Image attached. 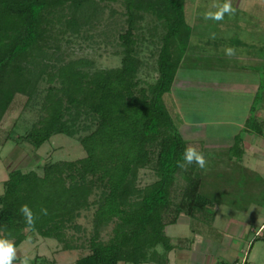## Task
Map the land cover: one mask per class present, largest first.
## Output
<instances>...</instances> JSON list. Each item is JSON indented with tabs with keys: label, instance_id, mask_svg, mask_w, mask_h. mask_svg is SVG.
<instances>
[{
	"label": "trees",
	"instance_id": "1",
	"mask_svg": "<svg viewBox=\"0 0 264 264\" xmlns=\"http://www.w3.org/2000/svg\"><path fill=\"white\" fill-rule=\"evenodd\" d=\"M185 4L0 0V125L19 94L36 119L27 128L13 126L20 132L15 142L40 149L65 135L86 152L84 158L47 162L38 171L9 173L0 195V239L18 248L40 237L56 240L65 252L86 251L75 264H167L175 248L167 227L182 216L193 227L213 226L220 204L202 192L205 169L195 163L178 167L187 147L207 160L206 145L185 139L164 106L187 54L196 56L204 42L199 38L188 49L195 34ZM107 12L120 16L114 37L121 65L101 69L94 60L71 57L65 46L97 34ZM237 30L241 38L243 30ZM147 49L155 60L150 70L158 74L153 83L140 78L151 67L143 59ZM201 58L196 67L205 64ZM260 112L251 108L248 133L264 135ZM143 170L154 181L142 185ZM23 205L35 215L32 228L21 215ZM81 219L89 220L90 229Z\"/></svg>",
	"mask_w": 264,
	"mask_h": 264
},
{
	"label": "rangeland",
	"instance_id": "2",
	"mask_svg": "<svg viewBox=\"0 0 264 264\" xmlns=\"http://www.w3.org/2000/svg\"><path fill=\"white\" fill-rule=\"evenodd\" d=\"M225 2L226 0H186L187 24L195 34V37L193 36L189 42L188 49L198 45L199 38H203L204 42L197 49V53L195 52L196 56L193 51L187 54V58H185L177 72L176 87L173 88L172 95L170 93L164 97V106L171 114L174 113L173 108L175 106L176 113H178V117L174 116L175 123L179 125L182 122V126L190 128V130L195 129L198 125L201 126L200 123L196 124L197 122H211V125L207 127V130H209L208 137L216 134L223 145H228L232 135H235L234 132L237 127L235 125L219 126L215 125L214 122H221L222 124L245 122L253 106L257 107L258 110L264 108V72L262 70L264 62L259 64V69L251 70L254 71L253 73L251 71L247 72L250 64L248 63V57H246V54L253 52L254 49L262 50L261 54L264 57V46H261L264 45V0H227L232 9L230 13H225L222 20L207 18V14L216 13ZM113 7L117 11L120 10V6L117 4H113ZM119 18V15L110 17V12H107L105 21L97 34L95 33L92 38L85 41L79 40L78 43H73L71 47L65 46V48H68L70 56L94 60L96 67L101 69L119 67L121 65V55H119L120 49L114 37L116 26L120 24ZM250 27L259 29L258 32L253 31L259 35L256 38H250L247 31H242L243 38H240L237 29L241 31V29L247 30ZM238 39H241V42H238ZM251 45H253V48ZM229 49L232 50L231 54L228 53ZM196 57H202L201 59L205 61V64L200 66L206 67L205 69L196 67L197 62H194ZM143 59L151 67L147 66L141 73L140 78L145 82L153 83L158 74L150 70L153 68L152 64L155 63V60L151 58L148 49L144 51ZM207 69H210V71ZM209 81L221 83L226 87V92L215 93L212 91V87L201 90L202 88L199 86ZM255 84L258 87L256 93L259 94V98L254 92L248 96L247 92L238 91L235 94L230 91L235 87L242 88L244 85L255 87ZM249 99L252 100L253 104L250 110H248L247 104ZM26 100V97L18 94L11 110L0 125V195L4 191L3 182L8 180L9 173L13 170L38 171V168L44 166L47 162L76 160L86 156V152L79 142L65 135L54 136L40 149H36L29 144L15 142L16 140L12 137L17 138L18 135L15 136V134H18L19 131L14 129L13 126L19 124L22 129L27 128L36 119V111L29 108V106H25ZM184 127H181V129ZM202 127L204 128V126ZM8 136L11 138L6 141ZM213 146H215V143ZM213 149L214 147L209 148V155L212 157L214 154L219 156V150ZM221 155L222 160H224L223 158L228 159L226 158L228 155L226 150ZM258 161L255 160L254 162ZM262 168L264 167L261 166V170L258 171L251 169L255 172H251L250 177L248 175L244 176V178H247L246 182L248 180L254 181L255 187L261 189L252 191L251 189L249 191L235 189L238 186L245 185V182H237L231 172L225 171L208 176L205 174L202 192L215 201L226 202L219 210V222H222L223 216H231V214L242 216L247 209L249 212L251 211L250 217H264V206H260L263 205L264 201V189L261 188V180L259 179V175L264 172ZM140 174L142 185H146L155 179L149 170H143ZM255 181H259V183ZM244 200L257 202L259 205L244 207L242 206ZM80 223L88 229L91 227L88 219H81ZM193 223L190 220L191 226ZM179 224L180 222L174 227H167L166 233L167 236H171L172 244L175 243V246L182 248L183 246H180L182 245L181 241H185V236L190 237L192 232L179 229L181 226ZM174 235L181 237V239L173 242ZM254 245L255 249L250 251V261L252 259L251 262L254 264H264V233L262 236L259 234L254 239ZM159 249L161 248L159 247ZM17 252L18 259L15 261L19 263L20 259L27 257L28 264H75L81 256L87 253L82 250L65 252L56 240H45L40 237L26 240L17 248ZM253 255L260 259H253ZM46 259L47 261H45Z\"/></svg>",
	"mask_w": 264,
	"mask_h": 264
},
{
	"label": "crops",
	"instance_id": "3",
	"mask_svg": "<svg viewBox=\"0 0 264 264\" xmlns=\"http://www.w3.org/2000/svg\"><path fill=\"white\" fill-rule=\"evenodd\" d=\"M243 31H247L248 37L250 38H256V36L259 35L254 33L259 31V29L257 28L250 27L247 28V30L243 29ZM251 46L253 48V45ZM261 46L263 47L264 45ZM261 51L262 50L254 49L253 52H249L248 54H246V57H248V63L250 64L249 70H247V72L253 69H259V64H262L264 62V57L261 54ZM202 68L205 69L206 67L204 68V66H199V69ZM210 69L207 70L210 71ZM262 70L264 72V67ZM253 72L254 71H251V73ZM175 85L173 86V88L176 87ZM199 87L202 88L201 90H206L207 88L212 87V91L215 93H221V91L226 92V87L218 82L213 83L209 81L208 83L200 85ZM256 89H258V87L255 84V87H247V85H244L242 88L235 87L230 91L235 94H237L238 91H242L243 93L247 92L248 96H250L253 92L256 93ZM172 93L170 95H172ZM247 104L248 110H250L251 106L253 105L252 100L249 99ZM173 111L174 113L172 112V114L178 117L175 106L173 108ZM260 117L264 119V108L260 112ZM198 123H200L201 126L198 125L195 129L190 130V128L182 126L183 123L180 122L181 125L179 124V128L185 139L203 141L205 143L207 148V166L205 169L206 176L211 174L215 175L216 173L220 174L225 171L231 172L237 182H245V185L238 186L235 189H243V191H249L250 189L251 191L257 189L261 190L260 188L255 187L254 181L248 180L246 182L247 178H244V176L248 175V177H250L251 172L253 173L255 171L261 170V166L264 167V135L259 136L256 134L248 133L246 122H232L231 124L214 122L215 125L219 126L235 125L237 127L234 132L235 135H232L230 139V143L228 145H223V142L220 141L221 139L218 138L216 134L208 137L209 130H207V127L211 125V122H197L196 124ZM202 126H204V128ZM181 127L184 128L181 129ZM236 142L239 144L238 148L234 147L237 144ZM214 143L215 146H213ZM210 147H214V149L219 150V156H217L216 154H214L213 156L215 159L209 155L208 150ZM224 150L228 152V155L226 157L228 159L223 158L224 160H222L221 154ZM253 160L259 161L254 162ZM251 169H254L255 171ZM259 179L261 180V188L264 189V172L259 175ZM255 182L259 183V181ZM217 202L220 204L219 210L226 203L225 201ZM243 204L244 205L242 206L244 207H254V205H259V203L257 202L248 200H244ZM260 206H264V201L263 205L261 204ZM219 214L220 213L218 212L214 224L210 228L201 224H194L193 227L191 226L190 219L188 217H180L178 223L180 222L181 226L179 227V229L193 232L190 234V237L185 236V241H181L182 245L180 246H183L182 248H178L177 246H175V243L173 244L175 248L169 253L167 264H241L243 262H245V264H254L253 262H251L252 259L250 261V251L255 249L254 239L259 234L260 236H262V234L264 233V217H250L251 211L249 212V210L247 209V211H245V214L242 216H233L234 214H231V216H223L224 218L222 222H219ZM174 226L176 225L170 227ZM168 237L172 239L171 236ZM173 239V242H175L176 240L179 241L181 237H177L174 235ZM19 256L21 255L19 254ZM253 259L259 260L260 258H257L255 256ZM13 264L19 263L13 261Z\"/></svg>",
	"mask_w": 264,
	"mask_h": 264
},
{
	"label": "clouds",
	"instance_id": "4",
	"mask_svg": "<svg viewBox=\"0 0 264 264\" xmlns=\"http://www.w3.org/2000/svg\"><path fill=\"white\" fill-rule=\"evenodd\" d=\"M232 11L230 3L226 2L220 7L216 13L207 14V18L214 20H222L225 13ZM231 49L228 53L231 54ZM195 163L200 169H206L207 161L205 156L198 152L195 148L187 147L183 152L182 162H178V167L184 169L187 165ZM21 215L24 217L25 225L28 228H32L35 225V215L32 210L23 205L20 209ZM44 214H47L46 209H42ZM17 248L13 242L8 239H0V264H13V261L17 260ZM19 264H28L27 257L20 259Z\"/></svg>",
	"mask_w": 264,
	"mask_h": 264
},
{
	"label": "built area",
	"instance_id": "5",
	"mask_svg": "<svg viewBox=\"0 0 264 264\" xmlns=\"http://www.w3.org/2000/svg\"><path fill=\"white\" fill-rule=\"evenodd\" d=\"M241 264H245V262L241 263Z\"/></svg>",
	"mask_w": 264,
	"mask_h": 264
}]
</instances>
